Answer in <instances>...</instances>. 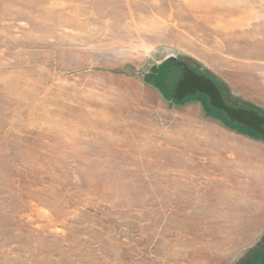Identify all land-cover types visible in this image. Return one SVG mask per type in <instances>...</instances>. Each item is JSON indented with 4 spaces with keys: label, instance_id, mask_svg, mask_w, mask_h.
Segmentation results:
<instances>
[{
    "label": "rangeland",
    "instance_id": "374dc122",
    "mask_svg": "<svg viewBox=\"0 0 264 264\" xmlns=\"http://www.w3.org/2000/svg\"><path fill=\"white\" fill-rule=\"evenodd\" d=\"M264 0H0V264H263Z\"/></svg>",
    "mask_w": 264,
    "mask_h": 264
},
{
    "label": "water",
    "instance_id": "95a60500",
    "mask_svg": "<svg viewBox=\"0 0 264 264\" xmlns=\"http://www.w3.org/2000/svg\"><path fill=\"white\" fill-rule=\"evenodd\" d=\"M196 93L207 96L210 100L211 105L216 109L224 112L232 122L250 129L264 138L263 117L252 111L237 110L226 106L221 98L219 91L212 82L203 77L195 75L189 70H186V74L177 85V98L178 100H181L187 95Z\"/></svg>",
    "mask_w": 264,
    "mask_h": 264
},
{
    "label": "bare ground",
    "instance_id": "6f19581e",
    "mask_svg": "<svg viewBox=\"0 0 264 264\" xmlns=\"http://www.w3.org/2000/svg\"><path fill=\"white\" fill-rule=\"evenodd\" d=\"M264 264V263H263Z\"/></svg>",
    "mask_w": 264,
    "mask_h": 264
}]
</instances>
